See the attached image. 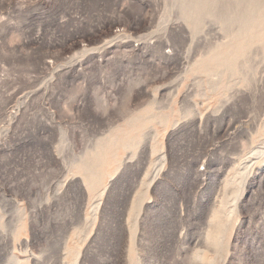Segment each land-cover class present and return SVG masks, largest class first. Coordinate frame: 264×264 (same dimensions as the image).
<instances>
[{
  "label": "rangeland",
  "instance_id": "obj_1",
  "mask_svg": "<svg viewBox=\"0 0 264 264\" xmlns=\"http://www.w3.org/2000/svg\"><path fill=\"white\" fill-rule=\"evenodd\" d=\"M263 152L264 0H0V264H264Z\"/></svg>",
  "mask_w": 264,
  "mask_h": 264
},
{
  "label": "bare ground",
  "instance_id": "obj_2",
  "mask_svg": "<svg viewBox=\"0 0 264 264\" xmlns=\"http://www.w3.org/2000/svg\"><path fill=\"white\" fill-rule=\"evenodd\" d=\"M260 152V150L259 149H255V150H252L251 152H250V155L247 157V159L246 160H243L241 163H240V165H239V167H238V171H237V179H236V181H239V180H241V179H244V176H245V174H246V172H247V168L249 167V162L251 161V160H253V158L254 157H256V154L257 153H259ZM264 153V152H263ZM259 157V156H258ZM161 163H159L157 166H156V169H155V174H158L159 172H160V170H161ZM239 182H241V181H239ZM238 182V183H239ZM236 200V199H235ZM235 202V201H234ZM233 205V204H232ZM230 214V213H229Z\"/></svg>",
  "mask_w": 264,
  "mask_h": 264
}]
</instances>
